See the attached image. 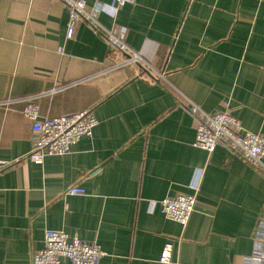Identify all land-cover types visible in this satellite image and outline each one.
Segmentation results:
<instances>
[{
	"label": "crops",
	"instance_id": "obj_1",
	"mask_svg": "<svg viewBox=\"0 0 264 264\" xmlns=\"http://www.w3.org/2000/svg\"><path fill=\"white\" fill-rule=\"evenodd\" d=\"M85 2L137 61L82 22L66 38L59 0H0V264H29L46 229L96 242L99 264H264V173L195 148L188 110L227 111L264 139V0ZM25 99L97 125L35 164ZM194 191L185 227L164 217L162 199Z\"/></svg>",
	"mask_w": 264,
	"mask_h": 264
},
{
	"label": "built area",
	"instance_id": "obj_2",
	"mask_svg": "<svg viewBox=\"0 0 264 264\" xmlns=\"http://www.w3.org/2000/svg\"><path fill=\"white\" fill-rule=\"evenodd\" d=\"M68 11L66 38L72 39L76 24L85 23L94 32L103 36L109 46L120 53L127 54L126 62H135L139 56L128 48L123 39V32L102 26L94 12L88 10L85 0H59ZM136 0H110L108 9L117 10L124 4H134ZM26 105L21 111L29 124L33 140L29 160L41 164L45 157L63 156L82 137H90L97 120L91 111L65 114L56 118L43 117L39 108L31 99L20 100ZM12 103V100H6ZM189 114L194 120L195 137L193 146L207 153L221 146L236 154L253 168L264 173V139L259 134L242 128L240 122L227 111L206 113L195 104L189 103ZM10 163L0 161V173ZM196 190V188H192ZM77 186L67 188L64 195L82 194ZM196 202L195 191L191 194H178L159 202L161 213L166 219L185 227ZM172 245L163 247L160 261L169 263ZM104 252L96 242H85L64 231L44 230L41 249L31 254L29 264H60L65 258L70 264H99Z\"/></svg>",
	"mask_w": 264,
	"mask_h": 264
}]
</instances>
